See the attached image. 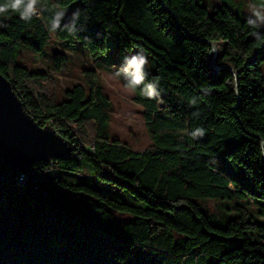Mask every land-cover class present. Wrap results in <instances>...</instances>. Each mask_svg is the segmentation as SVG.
Here are the masks:
<instances>
[{
  "label": "trees",
  "instance_id": "trees-1",
  "mask_svg": "<svg viewBox=\"0 0 264 264\" xmlns=\"http://www.w3.org/2000/svg\"><path fill=\"white\" fill-rule=\"evenodd\" d=\"M37 7L29 22L18 12L0 16V73L34 119L73 150L37 161L23 182L0 160V264H264V40L247 18L226 4L211 12L202 0ZM59 10L65 17L51 33ZM77 11L69 33L63 25ZM109 37L153 62L147 80L158 82L159 101L140 89L134 96L150 137L140 151L112 135L113 104L96 67L60 100L53 77L20 60L23 47L45 54L51 43H78L116 72L101 58ZM53 59L60 70L67 56L55 49ZM197 128L203 137L192 136ZM55 224L76 225L77 234L68 244L50 242Z\"/></svg>",
  "mask_w": 264,
  "mask_h": 264
},
{
  "label": "rangeland",
  "instance_id": "rangeland-1",
  "mask_svg": "<svg viewBox=\"0 0 264 264\" xmlns=\"http://www.w3.org/2000/svg\"><path fill=\"white\" fill-rule=\"evenodd\" d=\"M202 3L207 5L211 12L215 10L216 6L226 4L241 17L247 18L250 15V5H264V0H202ZM107 44V52L101 55V58L107 62H113L118 69L122 65L125 56L137 53L118 50L115 40L111 37L108 38ZM55 49L63 51L67 56V61L60 70H56L54 67L53 52ZM44 51H46L45 54H38L27 47H23L20 52V60L31 68L47 71L53 77L51 87L54 88L58 99L64 98L65 89L72 87L75 83L84 82L86 69L96 67L104 90L113 104L110 120L112 135L119 137L137 151L144 149L150 143L149 133L143 119V108L135 102V92L126 89L123 81L115 78V71L111 72L101 66L99 60L93 58L87 48L78 43H51L50 47H47ZM146 56L149 61L148 65L152 68V59L150 56ZM199 201L202 204L207 202L204 199H199ZM226 201L229 202V200ZM208 204L206 210L208 212L213 211L216 206L211 205V202ZM77 231L76 225L69 229H60L58 224H55L51 227L47 240L68 244L72 237L77 234ZM101 245L105 249L111 248L112 238H105Z\"/></svg>",
  "mask_w": 264,
  "mask_h": 264
},
{
  "label": "water",
  "instance_id": "water-1",
  "mask_svg": "<svg viewBox=\"0 0 264 264\" xmlns=\"http://www.w3.org/2000/svg\"><path fill=\"white\" fill-rule=\"evenodd\" d=\"M213 45L212 62L216 56ZM73 148L52 126L40 125L25 109L11 81L0 73V160L13 172H24L37 161L69 157Z\"/></svg>",
  "mask_w": 264,
  "mask_h": 264
},
{
  "label": "clouds",
  "instance_id": "clouds-1",
  "mask_svg": "<svg viewBox=\"0 0 264 264\" xmlns=\"http://www.w3.org/2000/svg\"><path fill=\"white\" fill-rule=\"evenodd\" d=\"M39 0H6L5 3L0 4V16L11 11L18 12L20 18L25 22L32 20L34 16L38 15ZM250 15L247 17V24L255 29L252 35L257 40H264V32L260 31L264 29V5L257 6L255 4L249 7ZM65 17L63 10L56 11L49 27L51 33H55L61 28V23ZM79 18V11L72 14L71 20L64 24L63 27L69 33H74L76 28V22ZM149 61L147 56L141 51L135 55L125 56L122 65L114 73L115 78L122 80L126 89L131 92H135L137 89L141 90V94L149 99L159 101L160 91L158 89V82L148 81V72L146 71V65ZM194 104L195 101L193 100ZM205 130L203 128H197L193 133V137H203ZM260 151L264 153V141L261 142Z\"/></svg>",
  "mask_w": 264,
  "mask_h": 264
},
{
  "label": "built area",
  "instance_id": "built-area-1",
  "mask_svg": "<svg viewBox=\"0 0 264 264\" xmlns=\"http://www.w3.org/2000/svg\"><path fill=\"white\" fill-rule=\"evenodd\" d=\"M19 174L17 175V179L18 181L20 182H23L24 181V172H18Z\"/></svg>",
  "mask_w": 264,
  "mask_h": 264
}]
</instances>
